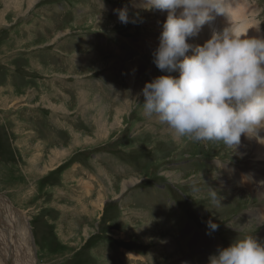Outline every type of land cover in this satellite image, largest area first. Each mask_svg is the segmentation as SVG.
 I'll return each mask as SVG.
<instances>
[{"label":"rangeland","instance_id":"374dc122","mask_svg":"<svg viewBox=\"0 0 264 264\" xmlns=\"http://www.w3.org/2000/svg\"><path fill=\"white\" fill-rule=\"evenodd\" d=\"M90 1L0 0V228L11 253L23 264H208L238 236L264 243L262 148L249 134L235 146L177 137L143 111L146 82L167 74L153 57L92 45L106 35L155 45L167 12L106 0L135 7L124 24ZM226 1L254 27L243 35L264 37V0ZM55 149L64 157L51 164ZM187 245L211 253L192 258Z\"/></svg>","mask_w":264,"mask_h":264},{"label":"clouds","instance_id":"9594fccd","mask_svg":"<svg viewBox=\"0 0 264 264\" xmlns=\"http://www.w3.org/2000/svg\"><path fill=\"white\" fill-rule=\"evenodd\" d=\"M144 7L167 12L153 53V63L167 74L143 87L144 114L177 137L228 146L238 145L242 134L264 130V37L226 27L202 45L190 43L214 19L213 12L225 13V0H146ZM115 11L120 22H130L126 7ZM177 71L178 77L172 75ZM208 228L211 234L219 224L209 220ZM208 264H264V243L253 235L238 236L218 247Z\"/></svg>","mask_w":264,"mask_h":264},{"label":"bare ground","instance_id":"6f19581e","mask_svg":"<svg viewBox=\"0 0 264 264\" xmlns=\"http://www.w3.org/2000/svg\"><path fill=\"white\" fill-rule=\"evenodd\" d=\"M15 1V0H14ZM18 1V0H17ZM24 2H26V4H28V8H29V6H31V5H33L34 3H35V0H19V2H18V5L20 6V5H22ZM225 8H224V12L225 13H223V14H220L221 16H225V18H226V21H224V26L225 27H230L231 25H238V26H236L234 29H237V30H239L237 33H239V34H241V35H243V32L244 31H248V30H251V29H253L254 27H250L249 29H247V28H245L244 26L246 25V23L245 22H243V20H244V15H242V14H239L240 13V11L242 10V6H241V8L239 7V4H237V7L235 8V9H237L236 10V12H235V9H233V11H231V7L229 8L228 6H227V1L225 0ZM239 3H241V2H239ZM242 4V3H241ZM233 7V6H232ZM232 13H231V12ZM167 14V13H166ZM212 14H216L215 12H213ZM229 14H233L231 17L229 16ZM237 15V16H236ZM162 16V15H161ZM163 17V16H162ZM243 22V23H242ZM103 23V22H102ZM105 23H107V22H105ZM242 23V24H241ZM106 25V24H105ZM241 26V27H240ZM253 26H255V25H253ZM221 27H223L222 25H221ZM254 30V29H253ZM189 42L190 43H192L193 45H196V43L195 42H193L192 40H189ZM153 46H155V45H153ZM154 49H157V47H153ZM193 53H191V52H189L188 53V55H192ZM130 75H131V73H130ZM132 83V82H131ZM97 102V101H96ZM99 104H101V103H99ZM96 107V106H95ZM101 107V106H100ZM97 108V107H96ZM95 108V109H96ZM96 112V111H95ZM102 127H105L106 128V126H102ZM260 133H261V131H260ZM259 133V135L262 137V139L264 138V135H261ZM76 136V135H75ZM248 140H249V142L251 143V141H250V136H248ZM263 141H264V139H263ZM246 144V143H245ZM252 144V143H251ZM258 148H260L261 149V147L260 146H258V145H256ZM252 148V147H251ZM254 148V147H253ZM252 150V149H251ZM54 151V152H53ZM262 152V151H261ZM51 153H52V155H53V159L52 160H50V163L51 164H54L55 163V161H57L58 159H61L62 157H64V155H63V153H62V151H61V149H55V150H52L51 151ZM250 153V151H246V153H245V155L244 156H246V155H248ZM263 153V152H262ZM258 154H259V152H258ZM261 154V153H260ZM258 156V155H257ZM50 157H51V155H50ZM250 158V157H249ZM256 158V157H255ZM258 158V157H257ZM256 158V159H257ZM258 159H260V158H258ZM258 161V160H257ZM262 161V160H261ZM249 163V162H248ZM252 164V163H251ZM244 165H245V163H244ZM253 165V164H252ZM257 166H258V164H257ZM245 170V169H244ZM254 170V169H253ZM259 170H261V168H259ZM255 171V170H254ZM258 171V170H257ZM234 172V170H232V172L230 173V174H232ZM251 172H253V171H251ZM256 172V171H255ZM258 174H261V171H259L258 172ZM135 180H129V181H123V184H122V186H121V191H123L124 192V190L126 189V188H128V186H131L132 184H133V182H134ZM233 184V183H232ZM243 186V185H242ZM257 191H258V195H264V185H259L258 186V189H257ZM243 196V195H242ZM6 206L8 205V203H7V201L6 200H4V199H2L1 200ZM2 205V204H1ZM3 210V209H2ZM262 211V210H261ZM252 213H253V216H258L257 214H255L253 211H252ZM264 214V213H263ZM261 215V214H260ZM259 215V216H260ZM11 216V215H10ZM12 217V216H11ZM260 220H262V221H260ZM260 223H264V219H261V217H260ZM1 222H3V221H1L0 220V223ZM12 222H10V224H11ZM4 225L6 226V223H4ZM27 227V226H26ZM3 228H0V245H2L4 248H3V250H1L2 251V253L5 255V257L4 258H1V259H3V262H4V264H23V262L21 261V260H19L18 259V256H19V252H16V253H11V248L9 247V246H7V242L8 243H10V241H11V239H10V241L8 240V238H6V236L4 237V235H3ZM25 232V231H24ZM9 235V234H8ZM16 247V246H15ZM19 249V248H18ZM29 258V257H28ZM2 261V260H1ZM30 262V261H29ZM2 263V262H1ZM0 263V264H1ZM24 264H29V263H27V262H25L24 261Z\"/></svg>","mask_w":264,"mask_h":264},{"label":"crops","instance_id":"0c3cea01","mask_svg":"<svg viewBox=\"0 0 264 264\" xmlns=\"http://www.w3.org/2000/svg\"><path fill=\"white\" fill-rule=\"evenodd\" d=\"M74 80L77 82V88H76V91H77V89H78V84L80 83V79H79L78 77H76ZM77 101H78V100H77ZM75 102H76V101H75Z\"/></svg>","mask_w":264,"mask_h":264}]
</instances>
